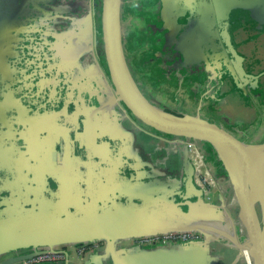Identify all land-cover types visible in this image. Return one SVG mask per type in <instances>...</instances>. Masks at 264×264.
Wrapping results in <instances>:
<instances>
[{
    "label": "crops",
    "instance_id": "crops-1",
    "mask_svg": "<svg viewBox=\"0 0 264 264\" xmlns=\"http://www.w3.org/2000/svg\"><path fill=\"white\" fill-rule=\"evenodd\" d=\"M50 3L25 0L7 11L10 18L2 11L1 21L8 16L10 25L0 34V264H25L32 250L50 243L73 247L111 236L115 253L99 246L81 264H250L248 234L216 151L200 141L225 186L208 196L187 138L133 117L110 87L94 26L103 0ZM26 4L35 17L22 29ZM172 13L175 26L200 42L207 57L194 65L198 88L207 93L200 98L208 103L187 113L249 145L264 228V0H176ZM36 27L39 39L31 45L22 35ZM11 38L21 39L12 45ZM109 96L114 124L102 113ZM180 228L202 237L145 249L133 241ZM71 258L77 260L73 251Z\"/></svg>",
    "mask_w": 264,
    "mask_h": 264
},
{
    "label": "water",
    "instance_id": "water-1",
    "mask_svg": "<svg viewBox=\"0 0 264 264\" xmlns=\"http://www.w3.org/2000/svg\"><path fill=\"white\" fill-rule=\"evenodd\" d=\"M175 2L176 0H166L165 17L169 27L175 26V20L172 16ZM122 16L123 0H103V40L105 58L110 75L108 78L110 87L124 103L126 108L130 112H134L137 118L144 124L160 129L168 134H174L182 138L196 139L211 145L222 161L235 193L239 207L238 221L248 234L249 244L247 248L251 261L253 264H264V228L250 180L249 161L251 148L218 123L210 121L198 114L177 112L163 108L153 103L142 93L128 65L124 47ZM197 49L198 44L194 37H190L184 43V50L187 53L195 51L192 55V59L195 62L202 58L201 53ZM202 206L204 207V204ZM185 229L191 228L169 229L137 236ZM114 240L113 236L106 238V246L110 247L113 253H115ZM92 241L96 240L87 242ZM80 243H84V241ZM47 246L49 247L44 249L55 248L53 243ZM139 248L145 249L143 247ZM34 250H38V248ZM34 250L30 252L25 260L41 252L40 250L37 252ZM52 264L64 263L56 262Z\"/></svg>",
    "mask_w": 264,
    "mask_h": 264
},
{
    "label": "rangeland",
    "instance_id": "rangeland-1",
    "mask_svg": "<svg viewBox=\"0 0 264 264\" xmlns=\"http://www.w3.org/2000/svg\"><path fill=\"white\" fill-rule=\"evenodd\" d=\"M6 1H9V3L4 5L2 0H0V34L5 29H9L10 21L8 16L9 18L11 16L7 11L11 10L13 5H15L14 7H19L20 3L25 0ZM54 1L50 0V4ZM43 6L47 8L49 5L43 4ZM50 6L52 7V5ZM2 11H5L8 15L4 23L1 21L4 18ZM98 12L96 13L94 26L96 24L97 31L100 34L99 39L104 43L101 24L102 15L100 13L99 17ZM22 13L20 25L22 29H26L27 26L25 24L27 21L30 23L29 20L34 19L35 16L29 10V4L22 7ZM122 18L127 59L132 66L137 82L143 88L142 93L158 106L170 110H180L184 113L196 112L203 104H207V99L200 98V95L204 97L207 93L205 91L201 92L198 88V68H195L192 59L195 51L187 53L183 47V42L189 36L183 35V31L177 26L176 28L168 26L163 0H123ZM50 22L55 24V20ZM75 28V25H73L70 31H74ZM36 30L27 31L22 35V37L25 36L26 38L25 42H29L31 45H34V39H36V43L38 42L41 30L38 28ZM21 38H11V44L19 42L18 40ZM195 38L198 39V36L196 35ZM2 44L0 35V47ZM197 44V50L201 53L203 60L207 59L206 52L200 47V42L197 41ZM105 68L107 76L110 77L106 64ZM107 89H110L108 84ZM111 99L112 96H109L104 101L102 113L111 115L109 118L113 119H111V122L114 124L118 117H116L115 109L112 108ZM118 100L126 107L119 97ZM131 115L137 118L134 112H131Z\"/></svg>",
    "mask_w": 264,
    "mask_h": 264
},
{
    "label": "built area",
    "instance_id": "built-area-1",
    "mask_svg": "<svg viewBox=\"0 0 264 264\" xmlns=\"http://www.w3.org/2000/svg\"><path fill=\"white\" fill-rule=\"evenodd\" d=\"M187 142L191 148L196 152L199 157L200 163L203 166L201 172V179L204 185V192L206 195L211 196L213 189L217 188L223 191L225 186L222 185L215 176V169L212 167L211 162L207 155L202 153L200 141L196 139L187 138ZM202 234L193 229L173 230L169 232H162L153 235H142L133 237V241L138 247H163L170 243L180 244L190 240L199 239ZM106 239L96 240L92 242L80 243L77 246L66 245L62 249H40L41 252L34 255L32 258L25 261V264H52L56 262H63L64 264H81L87 257L88 253L93 251L99 246H106ZM39 250V249H38ZM34 250V251H38ZM75 254L77 260H72L71 252ZM245 254L248 256L250 264H253L248 253V248L244 249Z\"/></svg>",
    "mask_w": 264,
    "mask_h": 264
},
{
    "label": "flooded vegetation",
    "instance_id": "flooded-vegetation-1",
    "mask_svg": "<svg viewBox=\"0 0 264 264\" xmlns=\"http://www.w3.org/2000/svg\"><path fill=\"white\" fill-rule=\"evenodd\" d=\"M192 9V8H191ZM173 14V13H172ZM176 28V26H172V28ZM182 31V30H181ZM190 37H187L186 40L183 42V47H184V43L187 42V40L189 39ZM201 60V59H200ZM198 62V61H197ZM193 63H195V61H193ZM80 244V243H79ZM78 244H76L75 246H77ZM66 245L62 246L61 248H57V249H62L64 248ZM56 248V247H55ZM39 250L40 249H44V248H38Z\"/></svg>",
    "mask_w": 264,
    "mask_h": 264
},
{
    "label": "bare ground",
    "instance_id": "bare-ground-1",
    "mask_svg": "<svg viewBox=\"0 0 264 264\" xmlns=\"http://www.w3.org/2000/svg\"><path fill=\"white\" fill-rule=\"evenodd\" d=\"M115 128V127H114Z\"/></svg>",
    "mask_w": 264,
    "mask_h": 264
}]
</instances>
